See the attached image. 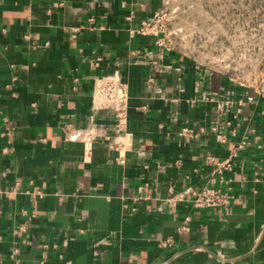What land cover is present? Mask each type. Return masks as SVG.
<instances>
[{
    "label": "crops",
    "instance_id": "obj_1",
    "mask_svg": "<svg viewBox=\"0 0 264 264\" xmlns=\"http://www.w3.org/2000/svg\"><path fill=\"white\" fill-rule=\"evenodd\" d=\"M169 2L0 0V264H264V68L175 52Z\"/></svg>",
    "mask_w": 264,
    "mask_h": 264
},
{
    "label": "rangeland",
    "instance_id": "obj_2",
    "mask_svg": "<svg viewBox=\"0 0 264 264\" xmlns=\"http://www.w3.org/2000/svg\"><path fill=\"white\" fill-rule=\"evenodd\" d=\"M170 48L203 69L252 84L264 68V0H169Z\"/></svg>",
    "mask_w": 264,
    "mask_h": 264
},
{
    "label": "built area",
    "instance_id": "obj_3",
    "mask_svg": "<svg viewBox=\"0 0 264 264\" xmlns=\"http://www.w3.org/2000/svg\"><path fill=\"white\" fill-rule=\"evenodd\" d=\"M162 18V17H161ZM159 21V20H158ZM157 21V22H158ZM150 27L145 25L137 31L140 35H146L150 32ZM161 45L162 43L159 42ZM246 83H241L244 85ZM257 91L260 94H264V81L260 79V85L258 84ZM96 98L102 106H112L117 104L120 101H125L126 95L122 88L118 87L116 83L107 82L101 85L100 89L96 93ZM123 115V111H119V116ZM215 131V128L212 129ZM199 134L203 133V130L198 131ZM199 134H194L189 130H184L182 135L188 139H197ZM210 160H212L210 158ZM229 161L225 160L222 163L217 164V169L215 173L221 175L222 170L229 169ZM229 196L227 192H224L217 188H206L202 191H186L184 193L183 199L185 201L191 202L195 208H224L229 202Z\"/></svg>",
    "mask_w": 264,
    "mask_h": 264
}]
</instances>
